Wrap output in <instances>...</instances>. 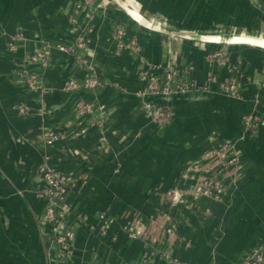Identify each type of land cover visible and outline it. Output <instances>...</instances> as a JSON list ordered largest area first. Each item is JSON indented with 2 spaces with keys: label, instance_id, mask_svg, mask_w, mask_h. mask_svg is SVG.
<instances>
[{
  "label": "crops",
  "instance_id": "obj_1",
  "mask_svg": "<svg viewBox=\"0 0 264 264\" xmlns=\"http://www.w3.org/2000/svg\"><path fill=\"white\" fill-rule=\"evenodd\" d=\"M118 6L110 0H0V264H234L256 246L246 218L251 209L231 200L230 178L222 201L185 196L186 202L175 205L167 194L190 190L203 175L195 169L205 165L206 154L238 138L246 107L223 97L219 83L240 55L246 61L264 58L229 50L231 60L222 64L214 47L150 33ZM71 16L80 31L90 28L84 31V64L58 49L74 43ZM144 21L148 29L163 26ZM18 32L23 37L16 41ZM43 45L50 52L47 69L29 60ZM171 69L199 84L216 74L218 82L207 92L178 96L168 104L173 119L163 126L146 118L142 104L148 99L137 92L145 86L144 73ZM23 72L36 74L48 92L29 90L19 77ZM95 75L101 81L95 90H64L70 80L82 84ZM81 99L104 106V112L79 117ZM23 106L32 112L23 115ZM84 128L86 134L78 135ZM49 130L59 137L52 146L43 138ZM45 163L76 183L62 228L75 234L69 252L60 249L43 220L47 204L38 192L45 187L39 178ZM102 212L115 219L105 236ZM130 220L145 232L151 227L157 239L128 238L122 226Z\"/></svg>",
  "mask_w": 264,
  "mask_h": 264
},
{
  "label": "rangeland",
  "instance_id": "obj_2",
  "mask_svg": "<svg viewBox=\"0 0 264 264\" xmlns=\"http://www.w3.org/2000/svg\"><path fill=\"white\" fill-rule=\"evenodd\" d=\"M122 1L127 13H131V16H133L132 12H134L136 17L139 16L140 18L138 19V22L140 21L139 24L144 27L147 25L141 21L148 20L153 23L163 24L162 30L164 32L184 33L193 36L199 35V38L205 42L212 40L211 37L214 38L219 36L227 39L249 37L250 39L262 40L263 45L258 46L254 43H250L248 45L242 43L229 45L207 44L190 39L169 36L141 27L150 33L193 42L204 48L212 46L214 49L224 52L229 60H231L229 50H238V52L242 53H249L250 51L251 53H255L257 57L260 56L264 58V0ZM110 2L115 6L119 5L115 2V0H110ZM144 15H150V19ZM151 17L153 19H151ZM179 28L191 33L183 32ZM18 37H23L21 32L14 35V39L18 40ZM43 46L48 48L47 45ZM239 58V61H237L236 64L234 63V66L230 64V70L233 69L235 72L228 73V76L224 79L228 78L229 80H237V75L239 74L238 77L240 79V84L238 85L237 90L233 89L228 93L224 91L221 95L226 97L228 100H232L238 107L243 106L244 109L246 107L242 115L241 133L235 140L228 139L222 141L218 147V149L221 147L222 151L217 152L218 149H216L219 156L212 162H208L207 159L203 167L195 169V171L203 172V175H201V178L195 179L194 184L190 187L191 189L186 191L187 193L173 189L172 192L167 194L169 200L175 205L186 202L187 200L185 196H191L192 200L208 199L222 201L223 197L226 195L225 188L227 187L228 180L230 178V186H233L231 200H240L243 205L245 204L246 207H250L251 212L249 217L246 216V218L250 221L253 236L255 234L256 237V246L253 248L251 253L240 262H235L234 264H244L255 249L264 247V225L262 226L261 224L264 221V66L261 67L260 65V62H263L264 59L259 61L256 59H253V61L248 59V61H246L245 57L241 55ZM260 68L261 70H259ZM214 76H216V74H211L209 79ZM93 77L101 83L100 79L96 75ZM83 83L80 87L85 90ZM248 86L253 88L249 90L250 93L246 96L244 90H247ZM69 87H72V80L66 83L64 90L72 91ZM99 87L100 85L96 88ZM96 88H89L86 89V91L95 90ZM144 88L145 86L143 89ZM44 91L48 92V90L46 91V88ZM138 92L137 96L140 97ZM191 93L194 92H190L188 94ZM141 99L145 98L141 97ZM94 103V101L87 99H81L78 101L76 104L78 116L82 117L88 114L89 111H87V109H83L87 106H90V109L93 112L96 110L104 112V106L102 110V107H96ZM150 104V100H145L142 104V111L144 112L146 118L163 126L170 124L173 119L172 107L166 104L169 106L172 113H170L168 122L163 124L159 122L156 116H154L155 111L151 109L150 106L152 105ZM22 109L25 111V113H22L23 115H28L32 112V110L27 106L20 108V112ZM45 132H50L54 135L56 134L50 130ZM86 132L87 130L84 128L80 131V133H78V135H85ZM104 149L107 150L108 147L105 146ZM217 153H215V155ZM209 156L210 153L206 154L205 158H208ZM257 213L261 214L260 216L262 217V222H257V220H255ZM110 217L113 222L112 225H114L115 219L112 215H110ZM142 228L143 227L140 224L131 220L127 221L126 224L122 226L123 232L130 239L136 240L146 236L149 237V235H151L153 240L157 239L153 236V229L151 227H149L147 232H145L146 229ZM151 254H159L163 259L172 260L170 255L164 251H153ZM148 261L149 260L147 258L144 259V263ZM172 261L173 264H188L181 261H175V263L174 260ZM212 264L216 263L213 262Z\"/></svg>",
  "mask_w": 264,
  "mask_h": 264
},
{
  "label": "built area",
  "instance_id": "obj_3",
  "mask_svg": "<svg viewBox=\"0 0 264 264\" xmlns=\"http://www.w3.org/2000/svg\"><path fill=\"white\" fill-rule=\"evenodd\" d=\"M81 6H78L80 9ZM88 19L91 21L92 16H88ZM77 18L70 17V26L72 31L75 33V40L73 45H58V49L61 52L74 54L78 64H84L86 61L81 56V52L85 51L88 44V39L84 31L89 32L88 30L80 31L78 26ZM120 35H123V31L118 32ZM19 38V37H18ZM22 39V38H19ZM18 39V40H19ZM17 41V39H15ZM214 58L223 62L222 64H227L229 58L226 54L221 51H217L214 54ZM29 60L31 63L37 64L43 69H47L50 66L51 58L49 49L45 46H42L34 51L30 55ZM92 73V68H90ZM233 69L229 70V73H234ZM239 74L237 75V80L233 79H224L220 82V89L224 92H229L237 90L238 85L240 84ZM19 77L25 82V84L33 92H40L41 94L46 93L45 87L39 81V77L34 73L23 72L19 74ZM142 78L145 80V88L141 89L138 94L140 97L144 98H175L178 96L187 95L190 92H207L210 89L211 83L218 82L217 76L212 77L206 84H199L196 81L190 79L188 75L184 72H179L177 70H169L164 72L161 75H154L144 73ZM82 84H78L75 81H72V87L69 89L80 90ZM85 90L89 88H96L100 83L94 78L89 77L83 83ZM39 86V87H37ZM39 90V91H38ZM82 90V89H81ZM47 91V90H46ZM151 109L155 111L154 116L159 120L160 123H167L170 118V113H172L169 106L166 103H158L151 101ZM90 106H87L88 114H91L93 111L90 109ZM103 109V106H102ZM21 113H25L24 109L21 110ZM158 114V115H157ZM43 138L46 145L52 146L58 140V135L51 134L50 132H44ZM221 148V147H220ZM218 149L217 152L222 151ZM215 151L210 153V156L207 158L208 162L215 160L219 154ZM215 153H217L215 155ZM39 178L45 184V187L38 192V197L45 201L47 204L46 211L44 214V223L48 226L51 237L58 244L60 249L63 252H69L72 247V243L75 240V234L72 229H66L62 231V228L65 226V221L67 220L70 214V207L68 205V195L71 190L75 188V181L73 178L67 175L60 174L52 169L47 163L43 164L39 169ZM101 225H100V234L105 236L112 227L113 222L108 213H102L99 216ZM133 237V236H132ZM134 238V237H133ZM264 263V247L255 249L251 256L246 260L244 264H263Z\"/></svg>",
  "mask_w": 264,
  "mask_h": 264
},
{
  "label": "water",
  "instance_id": "obj_4",
  "mask_svg": "<svg viewBox=\"0 0 264 264\" xmlns=\"http://www.w3.org/2000/svg\"><path fill=\"white\" fill-rule=\"evenodd\" d=\"M120 6V5H119ZM120 8L133 20L135 21L137 24H139L136 20H134L127 12L126 10H124L121 6ZM140 25V24H139ZM141 26V25H140ZM147 30H152V31H155V32H160V33H163V34H166V35H169V36H174V37H178V38H184V39H190V40H194V41H197V42H203V43H207V44H234V43H229V42H215V43H209V42H205L203 40H201L199 38V35L197 36H193V35H189V34H184V33H176V32H164L162 30V28L159 30V29H148L144 26H141ZM177 97L175 98H147L148 100L150 101H154V102H158V103H166V104H171L173 100H175Z\"/></svg>",
  "mask_w": 264,
  "mask_h": 264
},
{
  "label": "bare ground",
  "instance_id": "obj_5",
  "mask_svg": "<svg viewBox=\"0 0 264 264\" xmlns=\"http://www.w3.org/2000/svg\"><path fill=\"white\" fill-rule=\"evenodd\" d=\"M115 2L117 4H119L124 10H126L122 0H115ZM126 12H127V10H126ZM180 30H182V29H180ZM182 31L186 32V33H191V32H187V31H184V30H182ZM211 39L212 40H210L209 42H213V43L219 41V42H226V43L229 42V43H234V44L242 43V44H247L248 45L250 43H254V44L258 45V46H262L263 45L262 40L250 39L249 37H239V38L236 37V38H229V39L224 38V37H214V38L211 37Z\"/></svg>",
  "mask_w": 264,
  "mask_h": 264
}]
</instances>
